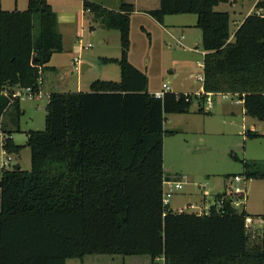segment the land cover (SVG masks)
Segmentation results:
<instances>
[{"label": "trees", "instance_id": "trees-1", "mask_svg": "<svg viewBox=\"0 0 264 264\" xmlns=\"http://www.w3.org/2000/svg\"><path fill=\"white\" fill-rule=\"evenodd\" d=\"M226 1L160 0L149 14L159 23L168 14H195L205 92L237 96L264 129V0L255 2L233 40L228 13L214 10ZM83 5L104 28L119 31L120 58L102 60L119 64L120 80L49 94L44 130L28 132L30 169L0 171V264H65L91 254L145 255L162 264H264V210L254 242L249 215L225 192L216 197L222 205L206 213L163 206L164 114L189 112L192 99L174 92L154 98L145 74L128 61L130 5L118 11L88 0ZM60 51L62 36L47 0H28L26 9L11 11L0 0L1 133L10 135L1 117L18 100L4 91H38L43 64L34 57ZM203 101L197 100V112H204ZM5 147L11 153L19 148L12 138ZM245 174L264 179L257 170Z\"/></svg>", "mask_w": 264, "mask_h": 264}, {"label": "rangeland", "instance_id": "rangeland-1", "mask_svg": "<svg viewBox=\"0 0 264 264\" xmlns=\"http://www.w3.org/2000/svg\"><path fill=\"white\" fill-rule=\"evenodd\" d=\"M28 0H1V8L6 11L14 9L24 10ZM254 0H233L220 2L214 7L216 11H225L229 15L230 31L235 28L237 20L250 10H254ZM253 4V5H252ZM94 32L86 30L82 35L84 45L90 47L78 49L77 41L72 39V52H53L52 59L45 66L56 65L59 74L49 72L44 67L42 78L43 92L46 91H88L90 84L97 79L118 81L120 67L116 62H104L102 57L120 58V39L116 29H106L94 14ZM173 18L181 22H193L195 14H173L166 17L164 28L174 29L176 37L180 29L187 26H171ZM143 23L147 30H140L138 25ZM174 23V22H173ZM172 23V24H173ZM191 32L195 35L199 29L193 26ZM145 21L132 20L131 44H129L127 59L135 62L138 70L143 72L148 80L147 89L155 91L162 88V83L167 82L173 90L190 91L193 84L198 88L197 75L202 73V46L200 38L190 43L192 50L187 51L175 42L169 35L150 29ZM194 29V30H193ZM152 30V31H150ZM107 34V40L101 44V33ZM171 30V32H173ZM79 36L75 39H77ZM67 41V40H66ZM196 50V51H195ZM78 56L80 62L90 66L86 70H75L73 56ZM101 57V58H100ZM175 63H178L175 65ZM132 64V63H131ZM135 67V66H134ZM174 67L177 71L170 73ZM137 68V67H136ZM72 70L73 74L68 72ZM62 75L64 80H58ZM49 76V77H48ZM167 78L164 80V78ZM77 79L79 80L77 85ZM66 81V82H65ZM58 84L57 88L53 84ZM78 88V89H77ZM11 89V88H10ZM212 106L208 107L203 102L204 112L195 111L198 102L192 101L190 105V123L186 126L183 115L180 113H167L164 120L163 136V175L172 181H180L182 188L175 190L170 196L167 208L172 211L184 212L197 211L198 206L209 208L210 202L215 200L217 192H225L226 198L238 200L241 204L235 209H246L254 214L263 212L264 209V179L247 178L245 171H260L264 173V132L262 122L254 117L244 114L242 101L235 95L226 93H213ZM48 98H19L11 103L1 117L4 131L11 134L12 143L19 148L12 152L13 163H18L21 169H30V149L27 145L29 131H41L45 128V113ZM252 130L255 136L246 134ZM247 163V164H245ZM1 171V170H0ZM1 174V172H0ZM238 175L242 180L238 185L244 189L239 195L233 190L237 184L233 177ZM207 191V195L205 192ZM238 195V196H237ZM205 200V201H204ZM204 201L202 204L201 202ZM192 202L196 210L187 207ZM181 207L182 209H176ZM199 212V211H197ZM249 235H254L253 241H258L261 228L252 229ZM106 259L108 264H162L161 260L151 262L147 256H123L107 254L85 255L83 258L67 259L65 264H94L93 259ZM143 259L146 262L143 263ZM100 263V261H99ZM104 263V264H105ZM102 264V263H100Z\"/></svg>", "mask_w": 264, "mask_h": 264}, {"label": "crops", "instance_id": "crops-1", "mask_svg": "<svg viewBox=\"0 0 264 264\" xmlns=\"http://www.w3.org/2000/svg\"><path fill=\"white\" fill-rule=\"evenodd\" d=\"M88 1H91V2H94V3H98L103 8H105L107 10H110V11H118L122 4L130 5L131 9H132V12L130 14V23H129V36L130 37H131L132 20L135 19V20H139L140 22L141 21H145L151 27L150 29H153L154 31L159 30L158 32H163V34L169 35V37L174 39L176 43H178L179 45L183 46V50L186 48L187 51H191L192 48L189 45H190V43L192 41H194V38L195 39H198V38L201 39V31L196 26L197 16H196V19L193 22H190L189 24L187 22H181V20H176V18L172 19V20H174L173 21L174 23L170 22L171 23L170 25L173 26V27H175V26H177V27H179V26H187V28H185V29H182V28L180 29L178 37H176L175 31H173L174 29H171L173 31V32H171V30L169 31L168 29L164 28V25H165L164 23L166 21V17H168L170 15H173V14L165 15L164 18H163L162 23L157 22L149 14V11L159 8L160 0H88ZM238 1L239 0H233V2H235V3H238ZM256 1L257 0H254L253 4H255ZM47 2L51 5L52 9L56 13L58 30H59V32L61 33V36H62V51L61 52L70 53V52L73 51L72 48H71V45L74 44L75 42L72 43V39L74 41H77L79 50L82 49V48H86L87 45H84L83 41H82V43L79 42V39L82 40V35H83L84 31L86 30L85 26H87V29L90 30L91 33L95 31V29H94L95 26H94V20L92 19L93 18L92 17V13L86 11L85 8H84V5H83L84 0H47ZM16 10H18V9H16ZM249 13H250V10H247V12L242 16V18L237 20V22L235 24L236 25L235 28L232 31H230L229 40H233L234 30L236 29V27L243 21V19ZM184 14H190V13H184ZM193 26H195V27H197L199 29V31H198V33L196 35H195L194 32H191L192 28H194ZM138 28L140 30H142V31L143 30H147V28H145L143 23H140L138 25ZM150 31H152V30H150ZM107 34L108 33H105V31L101 33V39H100V43L101 44L106 42L107 37H108ZM77 35L79 37L77 39H75L77 37ZM81 44H82L83 47L81 46ZM129 44H131V38H129ZM201 55H202V58H203V55H204L203 49H202ZM52 56H53V54L51 53L50 59H49V63H50V61L52 59ZM74 57H75V55L73 56V58ZM102 58H108V57H102ZM112 58L113 59H118V58H115V57H112ZM114 63H116V61ZM131 63H132L133 66L137 67V69H138V66H137V64H135V62H131ZM177 64L178 63H175V65H177ZM84 65H85V68L82 69L84 67ZM81 66H82L81 70H86V69H88V67L90 65L87 64V63H82ZM44 67L46 69H48L49 72H54L56 74H59L58 71L60 69L57 68V66L55 64L54 65H49V66H45L43 64V66L40 67L39 90L44 95H49L51 93V91L43 92V90H42V85L44 83V79L42 78V74L44 73ZM176 71H177V67H174L173 70L170 71V73H174ZM68 72L73 74L72 70H68ZM64 79H63V76L60 75L58 80H64ZM166 79L167 78L165 77L164 80H166ZM97 80H100V81H114V80H110L109 78H107V79L106 78L105 79H97ZM119 80H120V78L118 79V81ZM118 81H114V82H118ZM78 82H79V80L77 79V85H78ZM53 87L57 88L58 84L54 83ZM12 88H14V87H12ZM189 89H191V90L194 89V85L192 84ZM89 90H90V86H89ZM171 90L174 93L189 92V91H178V90H173V89H171ZM59 92H67V91L61 90ZM149 92L151 93L153 91H149ZM190 112H191V110L189 109V112H187V113H180L181 115H183V117H182L183 118V122H184V124L186 126L189 125L190 120H191L190 119V115H189ZM243 112H244V109H243ZM164 120H165V114H164ZM163 128H164V121H163ZM249 132H252V130H249L248 132H246V134L249 135V136H253V133L249 134ZM11 138H12V136H11ZM234 185L235 184H233V186ZM237 185H238V183H237ZM222 193H224V192H217L215 194V197H217V195L222 194ZM205 195H207V191L205 192ZM204 201H202L201 203L203 204ZM216 202H217V200L215 198V200L213 202H210L209 207L212 204H215ZM191 204H193V203L192 202L188 203L187 207L189 205H191ZM198 207H199V209H197ZM198 207L194 208L193 210L197 209V211H199V212L202 211V210H205L204 206H202V207L198 206ZM176 209H182V208L179 207V208H176ZM171 210H173V209H171ZM243 210L245 211V213H247L249 215L248 216L249 223L246 225L247 233L249 231L250 232L252 231L254 233V230H252V229L261 228V233H259V235H261L262 234V227H263V219L261 218V214L263 212L259 213V214H254V213L248 211L245 206L243 207ZM197 211H192V212H197ZM248 235H249V233H248ZM253 238H255L254 235H251V236L249 235L250 241H253L252 240ZM254 242H257V241H254ZM123 256H136V255H123ZM138 256H145V255H138ZM96 258L97 259H95V260L93 259L94 264H100V263L104 264L105 262H109V261H105L106 259H98L99 257H96ZM68 259H71V258H68ZM149 259H150V257H149ZM158 260L162 261V258H155L154 261H152L150 259L151 262H156ZM99 261H100V263H99ZM143 261H144L143 263H145L146 259H143ZM105 264H108V263H105Z\"/></svg>", "mask_w": 264, "mask_h": 264}, {"label": "built area", "instance_id": "built-area-1", "mask_svg": "<svg viewBox=\"0 0 264 264\" xmlns=\"http://www.w3.org/2000/svg\"><path fill=\"white\" fill-rule=\"evenodd\" d=\"M88 11V10H86ZM79 42L82 43V40L79 39ZM82 46V44H81ZM90 44L88 43L87 44V47H89ZM83 47V46H82ZM74 60V69L79 71L81 70V62L79 60V57L78 56H75L73 58ZM197 81H199V86L198 88H195V89H192L191 91L189 92H185L183 93L184 97H186V99H192V101H197L199 98H201L202 96H204V101L208 107H211L212 106V102H211V95L213 94L212 92H205L204 88H203V80H204V77H203V73L201 74H198L197 75ZM167 92H172L171 88L168 86L167 82H163L162 83V88L159 89V90H155L153 92H151L152 96L154 98H158V99H162L164 97V95L167 93ZM5 94H9L12 98H24V97H28V98H41L44 96V94L38 90V91H33L31 89V87H18V86H15L14 88L12 89H9V90H5L4 91ZM223 96H226V93H221ZM47 98H49V95H46ZM8 138H11V135H8V134H4V133H1L0 132V170H5V169H10L12 168L16 163H13L14 162V159H13V156H12V153L9 152L6 147H5V143H6V140ZM233 180L235 182H240L242 180V177L238 176V175H235L233 177ZM233 190L231 192H235L239 195L243 194L245 191L242 187H240L239 185L235 184L233 186ZM182 188V183L180 181H172V180H169V179H165L162 181V186H161V189H162V204L163 206H168L169 205V201H170V196L174 193L175 190H179ZM222 202H223V198H220L217 200L216 202V206L217 207H220L222 205ZM231 204L233 206H239L241 204V202H239L238 200H233L231 201ZM188 208L190 209H194V208H197V206L191 204L188 206ZM208 209H205V210H202L200 212H197V213H206ZM182 211V210H179V212ZM249 223V219L246 218V225Z\"/></svg>", "mask_w": 264, "mask_h": 264}, {"label": "water", "instance_id": "water-1", "mask_svg": "<svg viewBox=\"0 0 264 264\" xmlns=\"http://www.w3.org/2000/svg\"><path fill=\"white\" fill-rule=\"evenodd\" d=\"M50 55H51V53H44L40 58L34 57L33 60L36 61V60L39 59L42 64H45V63H47L49 61ZM84 68H85V65H84V67L82 69H84ZM15 165H16L17 168L20 167V165L18 163H16ZM0 188H1V182H0ZM0 196H1V191H0Z\"/></svg>", "mask_w": 264, "mask_h": 264}]
</instances>
